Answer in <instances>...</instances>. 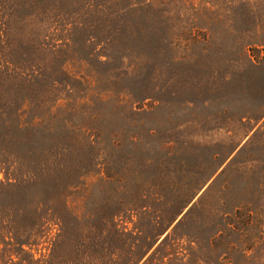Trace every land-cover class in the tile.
I'll return each instance as SVG.
<instances>
[{"label": "rangeland", "instance_id": "1", "mask_svg": "<svg viewBox=\"0 0 264 264\" xmlns=\"http://www.w3.org/2000/svg\"><path fill=\"white\" fill-rule=\"evenodd\" d=\"M0 264H264V0H0Z\"/></svg>", "mask_w": 264, "mask_h": 264}]
</instances>
